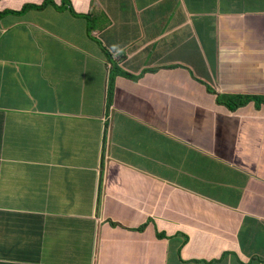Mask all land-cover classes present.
I'll return each instance as SVG.
<instances>
[{
  "label": "crops",
  "instance_id": "obj_1",
  "mask_svg": "<svg viewBox=\"0 0 264 264\" xmlns=\"http://www.w3.org/2000/svg\"><path fill=\"white\" fill-rule=\"evenodd\" d=\"M70 1L93 7L100 45L139 80L118 75L107 92L106 53L52 6L30 26L0 16L1 126L34 127L16 149L0 128V264H207L198 242L217 234L221 203L264 220V199L247 197L264 192L248 168L264 158V0ZM218 112L219 154L192 164L194 132L209 137ZM101 143L112 159L98 177Z\"/></svg>",
  "mask_w": 264,
  "mask_h": 264
},
{
  "label": "clouds",
  "instance_id": "obj_2",
  "mask_svg": "<svg viewBox=\"0 0 264 264\" xmlns=\"http://www.w3.org/2000/svg\"><path fill=\"white\" fill-rule=\"evenodd\" d=\"M159 1L160 0L150 3L149 7L157 4ZM55 2L59 3L55 5ZM75 5L78 7L75 8ZM49 6H52L58 12H64V15H69L67 17V22L70 21L75 29H80L82 31L84 40L90 43V46L95 50L97 55L100 53V50L106 53L110 65L109 74L107 75V84L110 82H112V84L115 83V80H111L114 75L115 77L120 75L128 79L134 77L124 71L123 65L117 63L116 58L104 50L100 45L98 38L105 23L100 22L91 5L81 7L79 2L69 3L67 0H0V16L14 15L20 17L14 19L11 24V27L15 28L28 24L25 21L28 16L32 15L33 20L35 12L39 13ZM95 9L96 12L98 11L99 15L103 13L98 6H96ZM139 12L140 11H137V15ZM31 24L34 23L32 22ZM62 29L64 31V27ZM76 49H79V53L82 55L81 48H78L76 45ZM153 71L154 70L143 71L139 77L143 76L144 78L148 75L147 73H153ZM175 88L178 89V86H175ZM177 89L175 90L178 91ZM221 99V96H216L215 106L222 111L224 108L228 110L229 103L225 104L221 102ZM113 100L114 95L109 96V101L112 102ZM248 101H250V99H248ZM221 112L211 114L216 116L213 120H207L209 124L213 123V125L210 126L209 132L210 137L214 141L215 131L211 129L217 125V121L224 115ZM165 140L167 142L169 138ZM215 142L217 143V141ZM128 148V151H130V149L133 150L130 146ZM218 154L219 152H217L215 148H210L208 146L207 142L201 136L200 131L195 130L194 144L192 145L190 153L191 163L197 164L206 159L208 155H210L211 159H215ZM111 159L110 146L107 152L106 148L101 143L98 165L95 169V173L98 177L102 174L105 162ZM258 164H261V159H258ZM248 168L253 169V177H256L259 172L258 167L251 164ZM243 170L245 169L243 168ZM165 179L166 177L163 176L157 181H153L151 183L153 190L157 191L164 184ZM259 196L264 199V192L259 193ZM219 208L227 213V217L212 218L209 221V224L213 226L217 234H215L211 240H208L206 236H203L199 240V246L204 247L200 252L205 253L203 256L200 253L199 261L207 264H264V220L254 217L251 214H244L240 207L230 205L227 202L221 203ZM240 218L244 220L240 222ZM178 239L177 252L179 253L181 247L186 244L187 238ZM207 247L211 248V252Z\"/></svg>",
  "mask_w": 264,
  "mask_h": 264
},
{
  "label": "rangeland",
  "instance_id": "obj_3",
  "mask_svg": "<svg viewBox=\"0 0 264 264\" xmlns=\"http://www.w3.org/2000/svg\"><path fill=\"white\" fill-rule=\"evenodd\" d=\"M67 1L69 3H71L70 0H67ZM3 35H4L3 31L0 30V36H3ZM5 50H8V47L2 48L0 50V53L1 54H7V51H5ZM21 72H22V78L21 79H17L16 78L17 82L19 83L20 91L25 90V87H26L25 81H24L25 78H26V76L24 75L25 70L22 69ZM26 73H28V72H26ZM111 80H115V75L112 77ZM131 80H133L134 82H137L139 80V78L138 77H133ZM0 89H6V88L4 87V85H1L0 86ZM106 90H107V92L113 91L114 90V84H112V82L108 83L106 85ZM32 91H34V89ZM178 92H179V94H180V92H182L179 87H178ZM62 100L64 101V99H62ZM221 102H224L225 104H228L229 103L228 102V99L225 100L224 98L221 99ZM192 105H193L194 109L197 111L198 114L200 112H203L202 109L198 108L196 105H194V104H192ZM215 116L216 115H211V119L213 120V118ZM4 121H5V119H1V117H0V128L1 127H4L6 129V131L4 132V135H6V136H4L1 140H2V143L4 145H10L11 149H16L19 146V138H20V131L19 130H20V128L22 126H26L27 127V130L26 131L31 130L32 128H34V127L29 126V125L24 124V123H22V126H21V124H19L17 121L5 122L4 126H1ZM201 125L209 128L208 126H206L204 124H201ZM211 125H213V123H211L210 126ZM26 131H23V132H26ZM255 148L256 149H259V150H262L264 152V147H255ZM200 150H202V149H200ZM216 151L219 152L220 149H216ZM1 153H2V149H1ZM1 157H2V155H1ZM1 157H0V159H1ZM236 164L242 166V163H240V162H237L236 161ZM247 197H250L253 200H260V199H262L259 196V193H257V192H250V193H248V196ZM200 253L202 254V256L205 254L203 252H200Z\"/></svg>",
  "mask_w": 264,
  "mask_h": 264
},
{
  "label": "trees",
  "instance_id": "obj_4",
  "mask_svg": "<svg viewBox=\"0 0 264 264\" xmlns=\"http://www.w3.org/2000/svg\"><path fill=\"white\" fill-rule=\"evenodd\" d=\"M260 101H263L264 102V99H260ZM229 107L232 108V106H230V104H229ZM216 127L218 128V130H220L217 125L214 126L211 130L216 131L217 130ZM221 134H222V132H221ZM215 136L217 137V139H219L218 138V133H216ZM204 140L207 142V144H208V146L210 148H215V149L221 148L219 145L216 144V142L210 136L209 137H205ZM236 159L237 160H241L243 158L242 157H237ZM261 163H262V172H261V170H259L260 171V174H261L260 175V178L262 180H264V158L261 160ZM232 166H233V169L236 172V175H238V176H240L242 178L245 177L244 174H243L244 173V170L241 168L240 165H238V164H232ZM251 171L253 172V169H251ZM258 174H259V172H258ZM223 175H224V172H223ZM221 214H222L221 211L220 210H217L216 215H221Z\"/></svg>",
  "mask_w": 264,
  "mask_h": 264
}]
</instances>
